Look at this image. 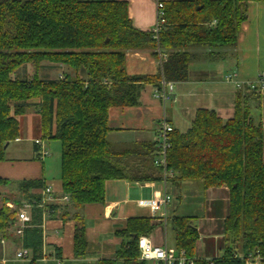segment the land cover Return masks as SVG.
<instances>
[{
	"label": "trees",
	"instance_id": "16d2710c",
	"mask_svg": "<svg viewBox=\"0 0 264 264\" xmlns=\"http://www.w3.org/2000/svg\"><path fill=\"white\" fill-rule=\"evenodd\" d=\"M161 2L165 26L156 43L150 31L133 27L126 2L0 0V162L5 160L8 144L19 137L17 118L36 107L41 138L60 142L61 191L69 196L77 221L84 205L104 203L108 180L163 179V169L154 165L156 142L123 151L110 146L106 140L109 109L136 107L146 83L158 87L161 79L186 81L191 48H234L247 6L264 0ZM157 47L166 55L162 73L127 75L126 51L150 50L156 58ZM44 62L75 73L83 70L87 80L78 76L40 79L37 71ZM27 65L34 68L31 77L25 75ZM259 96L242 86L237 89L231 118L223 120L214 110L198 109L186 132L170 133L165 169L169 185L180 188L196 182L203 191L227 189L222 227L226 246L219 258L195 257L199 236L192 217L173 215L167 220L174 248L183 249L195 264H246L254 259L264 264V129L255 122L251 105ZM7 184L0 179V185ZM43 184L42 180L22 181L17 190L22 200L31 202L35 196L29 192ZM7 201L4 198L0 206V232L15 220L16 210H9ZM53 210L62 218L68 214V208ZM34 213L31 224L39 223L42 215L41 210ZM156 228L151 218L128 219L116 232L121 244L115 259L98 264H147L139 260L138 239ZM23 238L24 247L40 250L39 229L26 228ZM85 245L84 230L79 227L73 238L75 257L84 255Z\"/></svg>",
	"mask_w": 264,
	"mask_h": 264
},
{
	"label": "crops",
	"instance_id": "0c3cea01",
	"mask_svg": "<svg viewBox=\"0 0 264 264\" xmlns=\"http://www.w3.org/2000/svg\"><path fill=\"white\" fill-rule=\"evenodd\" d=\"M81 1L126 2L128 17L133 27L139 31H150L155 23L156 2L166 0ZM189 52L192 60L188 67L187 80L179 83L170 82L172 85L171 99L165 103L164 108L154 97V84L146 83L140 90L136 107L109 109L107 124L110 130L106 140L114 150L139 149L142 144L155 143L159 123L163 117L173 130L180 133L188 130L198 109L214 110L223 120L231 118L237 88L233 82L226 80L227 75L233 74L235 81L246 85L255 81L260 73H264V2L250 3L247 6L246 20L241 25L234 48L211 50L196 47L191 48ZM41 64L39 70L54 69L56 75L54 78H45V75L41 77L38 71L37 75L40 79L56 80L59 76H78L84 81L87 80L83 70L75 73L62 65ZM27 66L25 75L28 76L30 71ZM125 71L129 76L151 77L158 75L159 66L150 50H128L125 52ZM63 73L65 75H62ZM30 103L36 104L37 101ZM251 105L255 122L261 123L264 129V94L260 95L257 101L251 102ZM30 109L36 113L35 117L39 116L36 107ZM24 116L17 118L19 134ZM35 139L39 138L35 137L29 141L31 143L30 152H26L30 153V158H16L18 156L6 158L5 155V160L0 162V179L6 180L8 184L0 186L7 187L11 182L10 187L17 189V185L22 181L42 180L43 183L45 182L40 167L35 163L40 161L35 155L36 146L33 144ZM14 142L20 143L21 138L18 137ZM8 147L9 144L5 148V153L8 152ZM44 185L47 184H43L42 187ZM42 187L29 192L31 196H35L31 201L39 199ZM55 191L61 193V186ZM104 191V203L84 205L78 212L80 217L78 221L73 217L76 210L71 206L64 207L68 208V214L64 218L55 212L52 213L53 216H46L43 219L40 216L37 224H31L33 223L31 219L27 228L39 229L41 247L38 252L28 248L31 251L29 260L15 259V253L24 247L23 235L22 237L16 236L13 233V227L0 232V259L6 260L4 264H98L100 260H112L115 259V254L121 244V239L116 236V232L123 229L127 220L132 218H151L153 223L157 224V228L147 236L148 240L154 245L165 243L168 247L174 248V236L167 224L163 227L157 216L141 204L163 193L171 197L167 207L168 218L173 215L193 218V224L199 236L195 257L208 261L222 255L226 246L222 229L227 211L226 188H211L203 191L201 185L194 182H187L180 188H175L169 185L163 177L160 182L143 183L108 180L105 182ZM22 201V203L27 202ZM8 204L13 205L7 201L5 206ZM8 209L13 210L9 207ZM219 212L221 242L213 247L209 243L202 245L200 240H204L205 237L202 238L204 225L201 221L206 215H211L212 217L207 220L214 223L217 221L214 216ZM33 216H35L34 211L31 213V218ZM79 227L84 230L86 245L84 255L77 258L74 256L73 238L75 230ZM41 254L45 255L44 260L40 259ZM117 264L121 263L117 262Z\"/></svg>",
	"mask_w": 264,
	"mask_h": 264
},
{
	"label": "built area",
	"instance_id": "2783aa9c",
	"mask_svg": "<svg viewBox=\"0 0 264 264\" xmlns=\"http://www.w3.org/2000/svg\"><path fill=\"white\" fill-rule=\"evenodd\" d=\"M165 26V19L163 17V4L161 1L156 2V15L155 23L150 30L153 39L158 43L159 33ZM157 63L159 66V71L162 73V64L166 59V55L156 48ZM233 74H229L226 77L227 81H231L235 84L236 88L239 89L242 86L258 93L260 95L264 94V73H260L255 81L249 82L246 85L234 80ZM172 85L170 82H165L163 79L160 80L159 86L155 87L154 97L160 101L163 108L165 103L171 99ZM173 128L169 125L165 117H163L159 123L157 130L156 143L158 151L156 153V158L154 165L161 167L163 169L164 179L170 175L166 169V154L169 148L170 133ZM33 144L36 146L35 155L38 160L43 161L47 156V151L43 146V140L41 138L35 139ZM39 199L33 200L31 202H24L20 207H15L8 204L10 209L16 210L15 220L12 224L13 233L22 237L24 230L31 223V213L35 210L42 211V219L48 217L54 212L53 208H63L70 205L69 196L61 193H57L52 185H44L40 190ZM171 201V197L167 193H163L161 196L152 198L148 201H143L141 204L148 207L149 210L157 216V219L161 221L163 227L166 226L168 220L167 207ZM3 243V242H1ZM138 249H139V260L146 262L147 264H195V259L190 258L186 255L183 249L177 250L175 248L168 247L165 243L162 245L152 244L147 237L141 236L138 239ZM31 258V251L28 248L22 247L15 253V259L24 261ZM45 255L41 254L40 259L44 260ZM210 261V260H208ZM6 260L4 258L0 259V263L4 264ZM211 264V263H210ZM246 264H263L260 260H247Z\"/></svg>",
	"mask_w": 264,
	"mask_h": 264
},
{
	"label": "rangeland",
	"instance_id": "374dc122",
	"mask_svg": "<svg viewBox=\"0 0 264 264\" xmlns=\"http://www.w3.org/2000/svg\"><path fill=\"white\" fill-rule=\"evenodd\" d=\"M43 65L48 64L47 62L42 63ZM41 64V65H42ZM29 69V77L33 76L34 68L32 65L27 66ZM23 71V70H22ZM41 77L45 75V78H54L56 72L54 69H38ZM37 71V73H38ZM62 75H65L64 73ZM72 77V76H69ZM62 76L57 77V79H61ZM36 113L32 111V109H28L25 116L21 121V131L19 137L21 138L20 143H15L14 141L9 143L8 152L5 153L6 158L8 156H18L16 158H30V148L31 143L29 142L31 139L38 137L41 138L42 132L40 125V118L35 117ZM43 140L44 148L47 151V156L44 158L43 162H35L37 166L40 167L41 175L43 173V178L45 179L44 184L52 185L55 190H59L60 183V142L57 139H48L41 138ZM17 149V151H15ZM22 149V150H21ZM196 183V182H194ZM12 185L9 182L7 187L0 186V205L2 204V200L7 198L9 203L13 204L14 208L21 205L22 196L14 187H10ZM8 208V206H6ZM201 211V210H200ZM211 215H206L203 219L202 224L204 225L202 228V238L204 240H200L201 244L209 243L213 247V245H217L221 242L222 232L220 230V212L214 216V219L217 218V221L213 223V221L207 220ZM219 220V221H218ZM201 239V236H200Z\"/></svg>",
	"mask_w": 264,
	"mask_h": 264
}]
</instances>
